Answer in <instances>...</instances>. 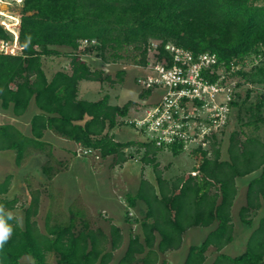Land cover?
<instances>
[{"label":"trees","instance_id":"1","mask_svg":"<svg viewBox=\"0 0 264 264\" xmlns=\"http://www.w3.org/2000/svg\"><path fill=\"white\" fill-rule=\"evenodd\" d=\"M19 7L18 43L22 50L18 55L0 53V103L4 110L12 105L16 117L22 116L31 102L37 112L30 119L31 135L11 124H0V151L12 150L17 166L32 151L51 156L42 140L46 130L83 148L98 150L100 157L116 155L121 162L130 157L123 149L144 148L141 161L154 166L157 191L142 181L136 195L127 197L131 207L138 200L146 205V216L140 223L143 242L140 235L131 237L117 264H155L158 253L177 249L183 233L194 226L217 223L200 246L190 247L185 264H202L210 244L220 249L229 243L236 178L260 170L247 184V204L240 211L243 220L251 208L264 201V142L249 136L240 140L233 131L229 134L227 158L222 159L214 136L210 157L207 151L192 152L200 158L195 174L186 173L168 182L156 170L155 157L162 149L139 140L116 142L107 134L119 124V118L128 115V104H111L107 94L96 101L79 99L78 84L82 80L108 79L91 69L83 58L91 53L108 63L126 59L125 53L131 49L137 52L132 56L134 64L144 65L152 40L161 45L172 43L194 54L211 52L219 63L243 62L236 71L238 86L252 87L247 88L243 100L237 94L235 117L243 121V112L247 118L242 125L259 129L264 123V0H21ZM0 37L12 36L0 26ZM49 56L69 57L70 70H58L48 79L41 58ZM118 75L121 81L124 71ZM256 90L255 103L248 102L249 94ZM148 94L143 91L139 97ZM171 152L177 155L181 151L174 147ZM42 172L51 178L52 167L45 163ZM10 179L8 175L0 182V209H13L16 204V198H2L9 190ZM38 201V193H32L29 205L23 209L22 226L14 217L8 221L13 230L0 249V264L111 261L112 251L121 244L116 226L111 225L107 235L100 228L92 229L82 211H70L65 223H50L48 214L42 232L34 219ZM156 235L160 240L155 248ZM49 254L54 255L52 263L47 260ZM137 255L143 257L138 259ZM24 256H30L31 261L22 262ZM220 259L214 264H264V218L242 255Z\"/></svg>","mask_w":264,"mask_h":264},{"label":"rangeland","instance_id":"2","mask_svg":"<svg viewBox=\"0 0 264 264\" xmlns=\"http://www.w3.org/2000/svg\"><path fill=\"white\" fill-rule=\"evenodd\" d=\"M7 1L9 2V6H5L3 4L5 7V11L11 13L12 15H20L21 8L17 5L12 8L11 6L13 4L11 3V1ZM84 46L85 45L82 44V48ZM125 54H127L128 56L126 59L118 60L116 62L110 61L108 63L102 62L99 57L94 55V53L85 56L84 58L89 63L91 69L100 71L102 73V77H106L108 79L102 82L93 81L90 87L84 89L85 93L89 91L90 93L83 94L82 92H79V96L81 99L94 101L100 99L105 94H108L111 97V103L119 105L128 104L129 111L127 118L123 117L119 118L118 120L119 131L121 132V130H125L124 132L126 134L124 132L122 133L123 136L126 135V138H137V140H139V135L135 132V130L131 126H129V124H124L122 120L137 116V114H139L140 112L138 108L142 109L147 105V103L158 98L159 92L153 93L152 96L147 98L146 100L139 97L140 89L136 84V78L144 74V71L136 67V64H134L133 62L132 56L137 54V52L129 49ZM42 61L43 70L48 77H50L57 70H70V58L66 56L42 57ZM248 67L249 66H246V68ZM122 70L124 71V75L123 77H121L120 81L118 72ZM89 83L91 82L81 81L79 86L81 87L84 84ZM247 88L250 87H247L246 85L241 87L240 100H243L245 98ZM256 97L257 90L254 92L251 91V93L249 94L248 102L255 103ZM35 109L36 108L34 103L31 102L22 117L29 118L35 112ZM236 112L237 111H234V115L231 118L229 125L224 129L223 133L217 134L215 136L222 159L227 158L229 134L233 131L237 133L236 137L240 140H244L249 136L258 138L262 142H264V123H261L259 125V129H254L253 126H244L242 125V122L246 120L247 116L243 112H241L240 115L244 119L243 121H237L235 117ZM262 114L264 115L263 112ZM8 122V119L0 117V123ZM24 123H26L25 120H18V124L20 126H24ZM107 134L109 135V133ZM116 137H118V135H116ZM211 146L212 145L209 144L206 154L207 157L211 156ZM136 147L129 148L127 154H129L130 156L132 155L134 159H138L139 161H141L145 149H137ZM76 156L77 155L75 150V154L72 155L74 163L68 165V168L60 174V178L56 179H54V177L57 176L56 174L61 170V167L53 162L54 159L56 160L60 158L61 160L67 161V156L63 155L58 150L57 152L55 151L54 155L51 154V158L49 157V160L53 159L51 161L53 165H49L50 167H52L51 178H48L42 172V166L46 161V156L40 153L37 154L33 152L29 154L20 166H15L13 161L10 163V165L8 164L7 160H3L2 162H0L5 163V166L0 165V179L3 178L4 180L7 177L6 173L10 175L9 172L11 173L12 177L10 179L9 190L5 195L2 196V198H5L6 200L16 198V204L14 205L13 209H7L6 207H2L1 209L4 212H11L12 217L16 218L19 225L22 226L23 209L29 205L32 198V193H38V214L36 215V217H34V219L36 220L37 226L40 231L45 232V221L48 214L50 215V223L54 221L65 223L69 218L70 211L81 212L80 207L84 209V206L90 205V202H93L95 191L98 193L97 198L100 196V198H98L99 201L95 199L96 207H101L102 205L111 207V202H113V200H111V197L113 195L111 193V190L108 188L107 181L102 179L103 176L101 174L96 176L92 171L87 170V168L84 174L82 172L79 173L78 176H76ZM78 157H81L79 160L84 163L88 161V156L83 155ZM132 157H128V159H133ZM155 160L157 166L156 170H158L164 178L168 179H174L177 176H181L186 173L195 174L193 170L200 163L199 156L192 153L180 152L177 155H173L172 152L164 150L157 153ZM135 165L137 168H141L144 165L146 169L151 172H153L154 169L153 165H145L140 162L136 163ZM77 170H80L79 167L77 168ZM259 172L260 170H256L250 174H253L251 176H258ZM250 174H248V176ZM248 176L247 178H249ZM240 178L238 180H240ZM242 180L243 178L240 180L239 188L243 192L246 186L245 182H247V179L244 181ZM113 199H116L115 196L113 197ZM137 212L138 211H136L135 215L139 216V212ZM97 216H100L102 219H104L101 213H99ZM196 233H198L200 236L199 238L198 236H196L197 239L194 242H196L195 244H199L203 240L204 233L203 230H197ZM47 260L50 263L54 262V255L49 254L47 256ZM21 261L24 263H28L31 261V257L24 256Z\"/></svg>","mask_w":264,"mask_h":264},{"label":"built area","instance_id":"3","mask_svg":"<svg viewBox=\"0 0 264 264\" xmlns=\"http://www.w3.org/2000/svg\"><path fill=\"white\" fill-rule=\"evenodd\" d=\"M19 6L21 0H9ZM9 6L7 0L0 5ZM11 29L4 24L5 17L0 14V26L11 34L10 39L0 37V53L17 55L22 50L18 43L20 15H13ZM17 44L16 51L7 48ZM237 64L218 62L211 52L194 54L190 50L172 43L161 45L152 40L147 49L144 65H136L144 74L136 78L140 92H149L144 100L159 92L158 98L147 103L139 114L122 120L139 135V141L150 143L164 151L177 148L181 152L207 151L213 137L221 134L229 125L236 110L234 101L242 86ZM248 62L245 63V66ZM264 93V90H262ZM77 156L92 155L100 159L98 150L80 148ZM129 215L132 213L129 211Z\"/></svg>","mask_w":264,"mask_h":264},{"label":"crops","instance_id":"4","mask_svg":"<svg viewBox=\"0 0 264 264\" xmlns=\"http://www.w3.org/2000/svg\"><path fill=\"white\" fill-rule=\"evenodd\" d=\"M85 56L87 55H83V58ZM41 62L43 63L42 58H41ZM51 76L48 77L46 75L48 79H50ZM82 81H86V80H82ZM90 82L91 83L84 84L81 87L78 84V98L79 99H81L79 96V92H82L83 94L90 93V91L87 93H85L84 91L85 88L90 87L92 85L93 81H90ZM82 100H85V99H82ZM110 100H111V97L109 96V102ZM115 105H119V104H115ZM36 112H37V109H35L34 113ZM32 115L29 118L28 117L24 118L22 117L23 115L20 117H16L13 115L12 105H10L8 109L4 110L2 109L1 103H0V117H3L9 120L8 123H0V124H11L15 126L17 129H19L25 135H31L30 119ZM19 119L25 120L26 123L23 124L24 126H20L18 124ZM118 131H119L118 125L108 130L109 135L113 136L116 142L124 143L128 141H138L137 138H126V135L123 136L122 132H124L125 130H121V132L120 131L118 132ZM116 135H118V137H116ZM42 140L46 143V145L49 146V151L51 154L54 155L55 151L57 152L58 150L63 155L67 156L66 158L67 161L61 160L60 158L56 160L54 159L53 161L55 164L61 167V170L58 171V173L56 174L57 176L54 177V179L60 178V174L68 168V165H71L72 163H74V160L72 159V155L75 154V150L77 151L78 149L83 148V147L75 143L74 141L59 137L58 135H56L50 130H46L44 132ZM132 147H129V148H132ZM129 148L123 149L125 154H127V151ZM33 152L37 154L40 153L46 156V161L44 162V164L48 163V165H53L51 162L53 159L49 160L50 156L47 154V152L32 151L29 154ZM130 157H132V155ZM80 158L81 157L76 156V176H78V174L82 172L84 174L86 172V168L87 170L92 171L94 175L96 176L101 174L103 176L102 179L107 181L108 188L111 190V193L113 195L111 197V200H113V202H111V207H108L107 205L96 207L95 199L99 201L98 198H100V196L97 198L98 193L95 191L93 202L92 203L90 202V205L84 206V209H86L87 211L81 207H80V210L84 213L92 229L100 228L107 235H109L111 225H114L119 229L120 236H121V239H120L121 244L117 249L112 251V259L109 263H107V264H117L120 258L124 255V252L127 248L128 242L131 237L135 235H140L141 242H143L142 227L140 223L146 216L145 215L146 205L144 204V202L138 200L136 202L135 207H131L128 204L127 197L136 195L142 181H146L149 184L153 185L157 191L156 175L154 173V170L153 172L148 171V169H146L144 165L141 168H137L135 164L138 162L143 163L145 165H150V164H146L142 161H139L138 159H134V157H132L134 160L127 159L121 162L118 160L116 155L100 157V159H95L94 156L88 155L87 157L88 161L86 163L79 160ZM3 160H7L9 165L13 161L14 165L17 166L15 164V153L12 150L0 151V162H2ZM4 164L5 163H0V165H4ZM78 167L80 170H77ZM6 174L8 176V173ZM9 174L11 175L10 172ZM251 175L253 174L242 177L243 178L242 181L247 179L246 180L247 182H245L246 186L243 192L239 188L240 180L242 178H240V180H238L239 178H236L237 192H236V195H235V198L233 200V204L230 210L231 225H232L231 241L220 249H218L215 244H210L203 253L204 260L202 264H214L218 261H221L220 259L221 256H227L229 258H234V257L242 255L246 251L247 244L250 240V237L253 231L259 226L260 220L264 218V201L262 200L259 201L260 206L251 208L245 214L244 220L240 216L241 208L243 206H246L247 204V198H246L247 184L250 179L256 176V175L254 176H251ZM247 176L249 178H247ZM161 178L168 182H171L172 180L175 179V178L174 179L164 178L162 175H161ZM1 181H3V178L0 179V182ZM58 183H59V179H58ZM114 196L116 199H113ZM129 211L131 213L133 212L132 215L128 214ZM136 211L139 212V213L137 212L139 216L135 215ZM99 213L102 214L105 220L102 219L100 216L99 217L97 216ZM148 220L150 221V219ZM101 223H104V224H101ZM216 225L217 223H213L209 226H194V227L188 228L182 235V241H181L180 246L177 249H168L162 253H158V258L155 264H185L188 254L190 252V247L200 246L202 242L208 237L210 232H212L216 228ZM197 230H203V233H204L203 240L199 244H195L196 242H194L197 239L196 236H198V238L200 236L198 233H196ZM156 236L157 237H156V240L153 246L155 248L157 246V243L160 240L159 236L158 235ZM26 257H30V256H26ZM142 257L143 255H137L138 259ZM132 264H142V263L135 262Z\"/></svg>","mask_w":264,"mask_h":264},{"label":"clouds","instance_id":"5","mask_svg":"<svg viewBox=\"0 0 264 264\" xmlns=\"http://www.w3.org/2000/svg\"><path fill=\"white\" fill-rule=\"evenodd\" d=\"M11 218V212H4L0 209V249L4 247L12 233V225L8 222Z\"/></svg>","mask_w":264,"mask_h":264},{"label":"bare ground","instance_id":"6","mask_svg":"<svg viewBox=\"0 0 264 264\" xmlns=\"http://www.w3.org/2000/svg\"><path fill=\"white\" fill-rule=\"evenodd\" d=\"M0 14L5 17L4 24H6V26L11 29V23L14 20V16L11 13L5 11L3 4L0 5ZM7 48L15 52L18 46L17 44L11 43Z\"/></svg>","mask_w":264,"mask_h":264}]
</instances>
